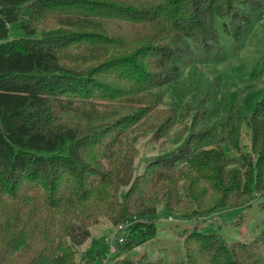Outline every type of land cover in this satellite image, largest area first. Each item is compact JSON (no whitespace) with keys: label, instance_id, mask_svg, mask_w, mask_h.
<instances>
[{"label":"trees","instance_id":"1","mask_svg":"<svg viewBox=\"0 0 264 264\" xmlns=\"http://www.w3.org/2000/svg\"><path fill=\"white\" fill-rule=\"evenodd\" d=\"M263 1L0 0V264H73L102 218L130 221L118 246L131 250L157 236L162 209L198 221L264 206V98L248 113L196 97L184 142L135 169L138 135L163 139L179 119L159 89L189 40L214 38L216 17L238 39ZM184 248L172 264H264V228L248 242L194 229Z\"/></svg>","mask_w":264,"mask_h":264},{"label":"rangeland","instance_id":"2","mask_svg":"<svg viewBox=\"0 0 264 264\" xmlns=\"http://www.w3.org/2000/svg\"><path fill=\"white\" fill-rule=\"evenodd\" d=\"M224 20L229 19L216 17L214 38L189 40L191 49L180 63L177 73L160 87L159 90L164 93L163 105L177 107L179 119L163 139L156 140L152 132L138 135L136 173L143 171L146 162L153 157L174 151L184 142L191 131V119L198 105L196 100L199 99L196 97L207 94L215 102L220 101V107L225 105L228 97L229 101L242 102L248 113L264 98V10L238 39L223 30ZM24 34L25 31L20 28H14L11 33L12 36ZM208 106H213V103ZM223 114L221 109L220 116ZM211 120L216 122L214 118ZM250 141L251 130L245 125L241 133V144L249 145ZM224 149L229 156H239V151L229 142L224 145ZM127 189L128 186L124 187L122 194ZM262 201L263 198H257L248 207L226 209L209 216L210 222L201 219L199 223H196L197 220L192 223L180 220L162 209L161 214L164 216L158 222L155 238L138 249L123 250L121 245H117L113 253H108L105 238L119 234L108 218H102L91 227L90 237L76 247L73 264H125L128 260L145 262L157 259L169 264L180 262L185 259V236L194 229L218 233L227 242H248L264 228ZM170 215L174 221L168 220ZM90 238H94L91 246L93 257L87 251ZM30 259L28 256L24 260L25 264ZM16 264L22 263L19 261Z\"/></svg>","mask_w":264,"mask_h":264},{"label":"built area","instance_id":"3","mask_svg":"<svg viewBox=\"0 0 264 264\" xmlns=\"http://www.w3.org/2000/svg\"><path fill=\"white\" fill-rule=\"evenodd\" d=\"M202 219H205L207 222H210L211 221L210 217H204ZM168 220L174 221L173 216L170 215L168 217ZM190 221H192V220H190ZM192 222H194V221H192ZM196 223H199V222L197 221ZM129 224H130V221H124V222L119 223L116 226V232H118L119 235L118 236L116 235V237H108L107 236L105 238V241L108 244V253L115 252L116 251V248H117V245L118 244H122L125 241V236L123 235V232H124L126 226H128ZM207 225H209V224H207Z\"/></svg>","mask_w":264,"mask_h":264},{"label":"crops","instance_id":"4","mask_svg":"<svg viewBox=\"0 0 264 264\" xmlns=\"http://www.w3.org/2000/svg\"><path fill=\"white\" fill-rule=\"evenodd\" d=\"M190 221V220H189ZM191 223H192V221H190ZM195 222V221H194ZM206 226H209V225H206ZM94 240V238H90V243H89V248H87L88 250V252H90V254L92 255V253H93V248L91 247L92 246V241ZM145 244H147L146 242L145 243H143V244H141V245H139V246H137V247H135L134 249H138V247H142V246H145ZM91 247V248H90ZM88 252H87V254H88ZM92 257H93V255H92ZM120 257H122V256H120Z\"/></svg>","mask_w":264,"mask_h":264}]
</instances>
